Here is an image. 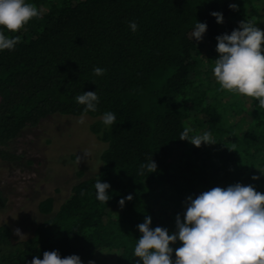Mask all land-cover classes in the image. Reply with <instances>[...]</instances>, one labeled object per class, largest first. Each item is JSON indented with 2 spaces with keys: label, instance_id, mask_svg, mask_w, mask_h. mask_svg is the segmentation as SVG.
Segmentation results:
<instances>
[{
  "label": "trees",
  "instance_id": "trees-1",
  "mask_svg": "<svg viewBox=\"0 0 264 264\" xmlns=\"http://www.w3.org/2000/svg\"><path fill=\"white\" fill-rule=\"evenodd\" d=\"M28 2L40 16L6 32L21 39L0 52V161L18 160L6 148L24 128L54 114L81 116L84 106L75 97L88 91L99 97L96 112L87 114L95 119L90 129L106 148L99 172L74 185L57 211L53 198L39 204L47 217L30 235L16 239L9 225H0V264H31L51 251L77 255L82 264H141L133 253L146 216L153 229L172 233L190 196L237 183L264 194L258 170H264V109L247 97L249 115L243 109L241 122L229 119L241 107L225 100L229 92L218 90L212 73L216 37L247 18L264 31V11L232 10L233 0ZM212 12L222 13L224 23ZM197 21L207 24L201 41L192 36ZM96 67L106 70L103 76L93 74ZM105 112L116 114L110 128L101 121ZM186 127L190 135L210 132L216 143L197 148L180 140ZM151 159L156 171L141 174L140 165ZM97 180L110 185L105 203L95 198ZM128 194L133 200L122 208ZM5 203L0 190V206ZM181 244L172 245L173 260Z\"/></svg>",
  "mask_w": 264,
  "mask_h": 264
},
{
  "label": "clouds",
  "instance_id": "clouds-1",
  "mask_svg": "<svg viewBox=\"0 0 264 264\" xmlns=\"http://www.w3.org/2000/svg\"><path fill=\"white\" fill-rule=\"evenodd\" d=\"M229 8L236 10L237 5L230 4ZM210 15L218 24L224 23L222 13L212 12ZM39 16L37 7L28 0H0V52L13 50L21 39L19 35L9 36L6 32L17 33ZM128 27L132 32L138 29L135 21L129 22ZM206 31L207 24L197 21L192 36L201 41ZM216 40L219 57L212 73L220 86L218 90L254 98L258 101V108L264 109V31L252 20L242 21L238 29L217 36ZM105 71L96 67L93 74L103 76ZM75 101L84 106L78 121L84 124L87 114L96 112L99 97L97 92L88 91L77 95ZM101 121L110 128L116 122V114L105 112ZM191 132V128H184L179 139L187 140L197 148L202 144L216 143L210 132L190 135ZM156 169L152 159L140 165L141 174L145 170L154 173ZM258 170L264 176V170ZM252 179L260 177L253 175ZM94 188L97 201L105 203L110 199L108 183L97 180ZM126 200L132 201L133 195L120 199L122 208ZM151 224V217L146 216L137 226L142 235L133 254L141 264H264V194L251 185L237 183L226 188L213 187L195 198L188 197L183 221L178 214L176 230L172 233L166 228L153 229ZM15 234L20 240L25 237L20 229H16ZM177 241L182 244L175 249L176 258L173 260L172 245ZM31 264H82V261L77 255L61 258L57 251H51L44 252L42 259L35 256Z\"/></svg>",
  "mask_w": 264,
  "mask_h": 264
},
{
  "label": "rangeland",
  "instance_id": "rangeland-1",
  "mask_svg": "<svg viewBox=\"0 0 264 264\" xmlns=\"http://www.w3.org/2000/svg\"><path fill=\"white\" fill-rule=\"evenodd\" d=\"M233 1L241 11L251 7L264 11V0ZM204 67H210L208 60ZM228 94L230 99L227 96L225 100L237 102L242 111L240 115L231 113L228 118L241 122L243 109L247 115L250 113L249 100L236 93ZM79 118L61 114L45 117L37 125L24 128L6 148L18 160L0 161V190L6 199L5 205L0 206V225H9L14 238L20 239L16 229L27 237L46 219L39 211L43 200L53 198L57 211L74 185L99 172L106 145L90 129L95 119L86 116L85 123L80 124ZM198 133L202 134L201 130Z\"/></svg>",
  "mask_w": 264,
  "mask_h": 264
},
{
  "label": "flooded vegetation",
  "instance_id": "flooded-vegetation-1",
  "mask_svg": "<svg viewBox=\"0 0 264 264\" xmlns=\"http://www.w3.org/2000/svg\"><path fill=\"white\" fill-rule=\"evenodd\" d=\"M4 196V195H3Z\"/></svg>",
  "mask_w": 264,
  "mask_h": 264
}]
</instances>
